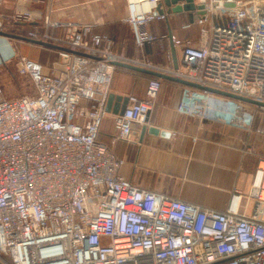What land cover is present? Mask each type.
<instances>
[{"label": "built area", "instance_id": "1", "mask_svg": "<svg viewBox=\"0 0 264 264\" xmlns=\"http://www.w3.org/2000/svg\"><path fill=\"white\" fill-rule=\"evenodd\" d=\"M248 2L206 0L195 20L197 43L173 37L182 52L177 70L128 60L91 25L65 38L50 35V26L28 32L63 50L56 51V76L22 59L34 96L6 99L0 88V264H264V155L247 195L254 208L245 215L241 194L220 212L133 185L120 175L124 160L98 140L117 63L264 104V21ZM131 11L136 44L154 42L147 28L166 14ZM32 22L23 7L0 12L2 32ZM162 82L150 79L144 99L131 95L124 114L112 115L116 140H131ZM259 109L183 86L176 112L251 132Z\"/></svg>", "mask_w": 264, "mask_h": 264}, {"label": "crops", "instance_id": "2", "mask_svg": "<svg viewBox=\"0 0 264 264\" xmlns=\"http://www.w3.org/2000/svg\"><path fill=\"white\" fill-rule=\"evenodd\" d=\"M195 4H199V0H195ZM49 5L48 0H1L0 12L9 15L23 7L31 11L32 24L36 25L49 11ZM157 5L158 0H52L51 18L61 27H50L48 32L53 37H67L74 26L91 25L94 34L110 37L115 43V52L128 60L174 67L169 34L196 44L200 29L195 20L199 13H165V20L154 21L147 28L156 40L140 47L128 23L131 10L134 8L137 15L154 13ZM187 24L191 26L185 28ZM174 48L180 62L181 48ZM46 70L49 75H58V70ZM150 77L119 67L111 93L144 99ZM182 87L163 80L150 111L148 126L168 136L147 132L141 141L143 123L135 126L131 140H116L113 114H110L102 120L98 140L124 160L120 175L139 188L220 212L228 210L234 194H241L240 213L250 215L254 201L248 200L247 195L258 159L264 155V132L255 124L251 132H246L179 115L176 107Z\"/></svg>", "mask_w": 264, "mask_h": 264}, {"label": "rangeland", "instance_id": "3", "mask_svg": "<svg viewBox=\"0 0 264 264\" xmlns=\"http://www.w3.org/2000/svg\"><path fill=\"white\" fill-rule=\"evenodd\" d=\"M48 1L51 5L52 0ZM248 3L250 9L256 12L259 18L264 21V0H249ZM50 5L49 11L44 14L43 19L41 22H39V24L34 25L30 23L21 25L14 30L17 32V34H13L20 35L21 33H23L27 35L28 32L33 30L35 27H61V24L52 20L51 14L53 10ZM80 26L85 25H79V27ZM21 27H23V29H21ZM23 58H28L33 62L42 64L45 72H47L46 69L49 68L54 71V64L58 61V55L56 51L49 50L37 45L24 43L18 40L0 37V88L2 89L3 96L6 99H16L22 96L35 95V89L30 79L21 71V63ZM260 113L264 114V111L260 109L258 110L254 124L255 127L260 126L261 131L264 132V116Z\"/></svg>", "mask_w": 264, "mask_h": 264}, {"label": "water", "instance_id": "4", "mask_svg": "<svg viewBox=\"0 0 264 264\" xmlns=\"http://www.w3.org/2000/svg\"><path fill=\"white\" fill-rule=\"evenodd\" d=\"M205 2H206V0H199V4H195V0H158V5H157L154 13L159 14V15H165V13L176 14V13H182V12L197 11L198 13L201 14V13H203V9L205 7L204 6ZM0 37L18 40V41H21L24 43L33 44V45H37L40 47L49 48V49H53V50H63V48H61L57 45L47 43V42H43L40 40L31 39V38L21 36V35L12 34V33H6V32L0 31ZM169 39L171 41V44H172L171 46L173 48L174 69L177 70L178 69L177 55L175 52L174 43H173V36L171 35V33L169 34ZM116 65L118 67L126 68V69L136 71V72H140V73L146 74V75L154 77V78L175 82V83L181 84V85L186 86V87H192V88H196V89H200V90L209 91V92L221 95V96H225V97L237 100V101H241L245 104H249V105H252L255 107L264 108V104H261L259 102L254 101V100H250V99H247L244 97H240V96H237L235 94L228 93V92H222V91H217V90H213V89H209V88H203L198 84L187 82V81L181 80L179 78H176V77H173V76H170V75L158 72V71L145 69V68L135 66V65H131V64H127V63H117ZM128 101H129V96H122V95L110 93L108 96L107 102H106L105 111L107 113L113 114V115H122V114H124V112L127 108ZM149 116H150V113H148L146 115V118L144 121L145 125L141 129V133H140L141 141L143 140L144 135L147 132L151 135L160 134L162 136H168L169 135L168 133L162 132L158 128L148 126Z\"/></svg>", "mask_w": 264, "mask_h": 264}, {"label": "trees", "instance_id": "5", "mask_svg": "<svg viewBox=\"0 0 264 264\" xmlns=\"http://www.w3.org/2000/svg\"><path fill=\"white\" fill-rule=\"evenodd\" d=\"M14 33H16V34H17V32H16V31H14ZM18 34H20V33H18ZM20 35L27 36L26 34H23V33H21ZM152 78H154V77H150V79H152Z\"/></svg>", "mask_w": 264, "mask_h": 264}]
</instances>
